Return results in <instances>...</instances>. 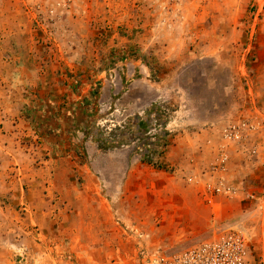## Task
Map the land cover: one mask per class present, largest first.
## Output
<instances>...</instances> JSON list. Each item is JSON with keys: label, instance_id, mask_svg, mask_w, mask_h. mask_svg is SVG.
<instances>
[{"label": "rangeland", "instance_id": "obj_1", "mask_svg": "<svg viewBox=\"0 0 264 264\" xmlns=\"http://www.w3.org/2000/svg\"><path fill=\"white\" fill-rule=\"evenodd\" d=\"M234 228L264 264V0H0V264H146Z\"/></svg>", "mask_w": 264, "mask_h": 264}, {"label": "built area", "instance_id": "obj_2", "mask_svg": "<svg viewBox=\"0 0 264 264\" xmlns=\"http://www.w3.org/2000/svg\"><path fill=\"white\" fill-rule=\"evenodd\" d=\"M224 137L228 141H237L240 136L238 133L226 130ZM209 191L223 193L227 196L232 194L230 188L223 184L213 186ZM248 240L243 229L234 228L222 235L204 240L172 257L155 252L147 258L146 264H250Z\"/></svg>", "mask_w": 264, "mask_h": 264}, {"label": "crops", "instance_id": "obj_3", "mask_svg": "<svg viewBox=\"0 0 264 264\" xmlns=\"http://www.w3.org/2000/svg\"><path fill=\"white\" fill-rule=\"evenodd\" d=\"M59 117V116H58ZM47 118V115H44V122L45 124L41 123V127H48L49 130H53L55 133L54 136H56V133H60V131L62 130V126L67 122V120L65 119V121L63 122V118L59 117L58 119L55 118L54 116L50 117L49 119L45 120ZM73 116L71 117V121H72ZM63 133V132H62Z\"/></svg>", "mask_w": 264, "mask_h": 264}, {"label": "trees", "instance_id": "obj_4", "mask_svg": "<svg viewBox=\"0 0 264 264\" xmlns=\"http://www.w3.org/2000/svg\"><path fill=\"white\" fill-rule=\"evenodd\" d=\"M76 104H77V106H78V108L75 109L76 112H75V111H74V112H70V113L68 112V114H67V116L70 115V119H71V117H72L73 115H74V116H77V115H78L77 113H79V115H80L81 112H82V113H85L84 111H86V110H85V107L83 106V104H82L81 102H78V103H76ZM75 113H76V114H75ZM41 114H42V115L44 114V112H43L42 109L38 111V115H41ZM42 115H41V116H42ZM49 118H50V117H49ZM49 118H46L45 120H47V119H49ZM67 119H68V118H67ZM41 120H42V121L44 120V115L42 116ZM74 120L76 121V117H75V118H74V117L72 118V121H73V122H75ZM140 127H141V126H140ZM86 136H87V135H86ZM97 141H100V142H101V139H100V138H97ZM101 143H102V145L100 144L99 147H103V146L105 147V143H106V141L101 142Z\"/></svg>", "mask_w": 264, "mask_h": 264}]
</instances>
